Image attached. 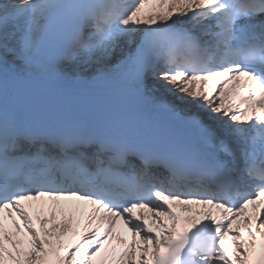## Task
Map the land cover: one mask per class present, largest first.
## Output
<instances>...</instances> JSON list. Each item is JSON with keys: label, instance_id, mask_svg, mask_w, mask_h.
<instances>
[{"label": "snow or ice", "instance_id": "1", "mask_svg": "<svg viewBox=\"0 0 264 264\" xmlns=\"http://www.w3.org/2000/svg\"><path fill=\"white\" fill-rule=\"evenodd\" d=\"M0 264H264V0H0Z\"/></svg>", "mask_w": 264, "mask_h": 264}]
</instances>
